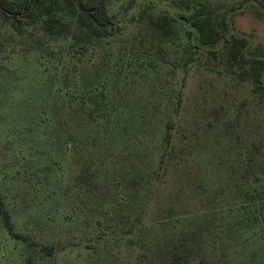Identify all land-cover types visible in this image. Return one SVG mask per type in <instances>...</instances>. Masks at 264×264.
<instances>
[{
    "label": "rangeland",
    "instance_id": "1",
    "mask_svg": "<svg viewBox=\"0 0 264 264\" xmlns=\"http://www.w3.org/2000/svg\"><path fill=\"white\" fill-rule=\"evenodd\" d=\"M106 2L112 33L92 41L75 18L67 35H50L42 22L18 30V18L0 14V192L17 231L57 246L43 257L0 218V264L134 263L132 240L97 238L106 219L139 209L144 248L179 247L190 231L204 264H264V74L262 84L244 78L229 57L233 35L264 55V0ZM196 13L231 16L216 54L196 49L176 18ZM159 16L172 17L174 31L150 22ZM95 79L113 94L107 135L70 110L75 83ZM167 214L178 216L166 227L157 219Z\"/></svg>",
    "mask_w": 264,
    "mask_h": 264
},
{
    "label": "trees",
    "instance_id": "2",
    "mask_svg": "<svg viewBox=\"0 0 264 264\" xmlns=\"http://www.w3.org/2000/svg\"><path fill=\"white\" fill-rule=\"evenodd\" d=\"M69 10H73V13H70ZM0 14L18 18L20 22L17 27L18 30L21 29L26 19L29 24L42 22L44 31L50 35H67L73 26L70 18H75L77 27L90 41L111 35L114 19L116 18L115 15L109 13L106 0H22L21 2L0 0ZM171 18L166 16L152 17L150 22L160 31L170 33L174 31V27L170 23ZM176 18L178 22L188 28V36L193 39L195 48L198 50L209 49L211 54L217 53V49L214 50V48L219 40L225 36L227 29L232 24L230 15L221 19L217 18V20L203 13H196L195 15L181 14ZM250 46L251 42L247 37L233 35L230 40L229 57L239 65L242 77L251 78L262 84L264 55L255 56L251 54ZM80 62H82L81 59L76 64H80ZM100 81V79H95L82 88L75 83V93L71 97L72 107L70 110H72L79 122L85 121L88 124H93L98 128L99 132H106L105 134L107 135L110 126L116 123L117 120H114V113L107 109L105 105L113 94L105 91L106 83L102 91H98ZM172 123V119H168L165 124L168 132H171ZM166 138L169 141L170 133H167ZM79 146L80 144H77L75 148L77 149ZM89 153L100 154L95 149H91ZM151 180L150 178V182ZM121 192H115L114 194L117 200H122V204H124L127 202L126 197L128 195L124 191ZM109 198H111V194ZM113 205L114 203L106 195L105 201L101 203L100 207L101 210L109 211ZM145 210L139 209L137 215L128 211L124 215L117 214V217L106 219L107 225L102 229L103 233L97 238L98 241L108 234L117 236L121 240H132L135 246L134 249L137 252L136 259L138 260L134 263L130 262V264H191L197 258L199 264L207 263V257L198 256V253H195L196 240L190 231L184 232L179 236L177 233V241L180 242L179 247H176L173 240L158 245L156 249H154L153 245H150V250L144 248L143 245H138L136 241L148 231L149 221L145 220ZM176 216L178 215L167 214L157 220L160 224L163 223L162 225L167 227L168 224H172L170 219ZM0 218L3 227L12 239L21 241L28 247L38 248V251L44 255H42L43 257H55L57 250L55 244L38 243L29 234L15 229L10 210L1 192ZM151 222L150 220V224H152ZM211 229L210 225L206 227L207 232L211 231ZM36 262L37 260L28 259L29 264H37Z\"/></svg>",
    "mask_w": 264,
    "mask_h": 264
}]
</instances>
